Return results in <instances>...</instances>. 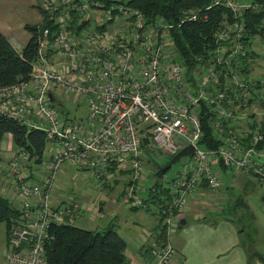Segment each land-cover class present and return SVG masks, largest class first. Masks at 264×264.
Returning a JSON list of instances; mask_svg holds the SVG:
<instances>
[{"label":"built area","instance_id":"2783aa9c","mask_svg":"<svg viewBox=\"0 0 264 264\" xmlns=\"http://www.w3.org/2000/svg\"><path fill=\"white\" fill-rule=\"evenodd\" d=\"M210 1L208 9L228 8L236 20L224 19L206 58L196 55V66L188 71L176 33L182 23L201 18L200 8L186 9L176 26L128 3L44 0L52 22L40 31L30 77L0 87V115L47 133L40 162L24 148L8 161L7 172L14 180L10 201L18 210L7 230L8 264H48L51 228L74 224L87 211L74 198L59 203L52 199L64 163L93 171L94 180L108 184L114 180L112 173L119 177L127 170L121 181L133 184L120 187L119 201L148 208L149 201L141 196L146 163L169 161L184 147L194 146V153L182 158L179 174L162 178L172 199L152 205L160 226L145 232L144 243L158 264L180 262L171 237L162 244L160 235L172 223L180 226L177 211L200 187H222L221 166L245 172L264 189V106L256 96L249 102L255 83L232 69L234 63L241 67L245 62L236 57L246 52L245 26L237 21L244 7L237 0ZM89 8L105 11L106 21L91 27ZM69 102L86 107V114L71 116ZM204 104L212 110L218 147L201 142ZM254 123L259 124L256 129Z\"/></svg>","mask_w":264,"mask_h":264},{"label":"trees","instance_id":"16d2710c","mask_svg":"<svg viewBox=\"0 0 264 264\" xmlns=\"http://www.w3.org/2000/svg\"><path fill=\"white\" fill-rule=\"evenodd\" d=\"M90 1L112 2V0ZM210 2V0H129L126 3L141 10L150 18L164 16L170 22L175 23L176 26L182 20L186 9L200 8L201 18L196 21L182 23L176 33L178 48L188 71H190L196 66L195 56L204 57L208 53L206 49L209 50L214 46V34L223 26L224 19L228 18L230 21L234 19L232 11L228 8L215 6L208 9ZM251 4L254 6L246 9L238 18L245 26L243 43L246 52H240L236 57L240 61L245 59V62L241 67H237V64L234 63L232 69L240 72L245 77L246 82L255 83L254 89H250L251 98L249 102H253L254 96H260V105L264 106V75H252L250 72V64L255 65L253 61L257 56L256 48L251 49L250 45L253 44L254 40H257V37H259V40H264V0H252ZM40 10L45 17L44 24L40 26L27 24L25 26L31 33V38L21 52L0 31V87L10 86L30 77L33 62L38 53L40 31L43 26L51 25L52 22L47 11L42 8ZM206 44L208 45L207 48L205 47ZM210 110V107L204 104L201 123L205 131V137L201 142L207 147L214 148L219 146V141L214 133ZM261 112L262 125L260 127L262 128L264 126V107ZM258 126V123H254L253 128L256 129ZM5 134H11L19 147L26 149L32 157H36V162L41 161L47 143L46 131L34 127L29 128L26 124L0 115V138ZM250 139L251 135H248L246 141L249 142ZM81 169L88 172L86 169ZM126 171L121 170L120 175L124 176ZM92 172L90 173L92 174ZM112 174L114 177H111L116 184L111 187L120 185L123 188L133 184L121 181V179H118L117 174ZM164 175L165 173H154L156 181L150 186L152 194L147 198V202L151 200L154 205L159 206L163 201L166 202L172 199L170 190L163 187L165 182L160 176L163 177ZM262 199L264 200V195ZM143 207L145 206L137 205L128 208L139 209ZM245 207H247V204H245ZM153 213L157 215L155 212ZM16 217H18V210L8 197L0 193V223H5L8 230ZM164 233L165 231L162 232V234ZM144 244L147 245V243ZM127 245V239L115 223H110L101 229H84L74 224H64L51 228V237L46 241V256L48 264H129ZM148 249L150 250L149 246ZM252 257L264 264V253L256 252Z\"/></svg>","mask_w":264,"mask_h":264},{"label":"rangeland","instance_id":"374dc122","mask_svg":"<svg viewBox=\"0 0 264 264\" xmlns=\"http://www.w3.org/2000/svg\"><path fill=\"white\" fill-rule=\"evenodd\" d=\"M112 1L116 3H126L129 0ZM237 1H239L241 6L244 7V9L239 11V15L237 17V21L242 22L240 19H238L239 16H241L246 9L254 5L251 4L252 0ZM30 2V0H0V18L4 20L6 24L10 25L8 30L10 34L12 32L15 38L21 34V31L19 30L25 29L26 24H38L41 22L39 10L40 8H45V6H43L44 0L37 1V4H40V8L38 5H36L35 0L33 3L34 7L31 6ZM44 10L48 11L46 8ZM232 14L234 16L233 20H236L233 11ZM105 15L106 12L103 10L89 8V17H91L90 26L95 27L97 23L105 22L107 19ZM42 24H44V22H42ZM233 36L235 35L233 34ZM256 39L257 40H254L253 44L250 46L251 49L255 47L257 51L259 44L264 42V40H259V37ZM262 60L264 61V58H262ZM253 63L255 65L250 64L251 74L257 76L263 75L264 67H260V65L255 63V61H253ZM257 98V102L259 104L260 98ZM68 106L71 109V116L78 115L79 117L85 115L87 112L86 107L78 106L75 102H69ZM67 115L69 114L67 113ZM10 137L11 134H6L3 138L6 140V138ZM9 142L11 143V140H9ZM15 153L16 152L9 156L11 157ZM183 161L184 159H181L177 163L173 164L164 173L168 174L169 176L174 174L178 175L180 170H182ZM167 163H169L168 158H163L159 161H153L154 166L152 162L146 163V171L148 172V176L142 181L145 183L144 197L148 195L150 197V194H152L150 191V186L156 181L154 173L157 172L161 174L158 170ZM2 172L3 173H0V188L4 189V191L1 193L9 195V197H6L11 199L13 194H8V191H10V188L13 186L12 178L8 177L7 173L5 172V168H3ZM218 172H222L225 180L222 187L219 190H214L207 185L200 187V189L190 196L185 207L177 211V219H180L192 207L193 209L190 211L193 212L190 214V217H187L189 225L196 222L217 224L218 220L232 221L236 224L239 233H243L245 240L249 239L251 242L253 240L254 243L256 242L257 250L264 252V200L262 199V196L264 195V189L259 187L254 179L243 171L224 169L223 166H221L220 171ZM164 173L162 172V174ZM161 176L160 178H163ZM123 178L124 176L118 177V179L121 180H123ZM114 184H116V182L108 184L105 180L96 181L89 171L84 173L81 167L64 163L59 169L56 183L53 188L54 193L52 199L54 202L59 203L63 200H69L77 196L80 198V200H85V202L82 203L84 208L87 201H96L95 203H97L100 198L104 197L105 192L109 190V186ZM120 187V185L113 187L115 189L110 192V198L114 199L116 197L117 190L118 193H120ZM245 204H247V207H245ZM94 207L99 208V205H95ZM115 209H119L121 211L122 207L115 206ZM184 209H186L185 212L183 211ZM108 212H110V209L106 207H104V209L96 216L92 215L91 211H83V214L75 220L74 225L84 229H95L98 222V216H105ZM128 215L129 212H126L124 215V227L128 226ZM170 225L171 227L167 226V230H164L165 233L161 235L160 241H158L159 243H166V240H170V237L173 240V236L178 230L179 225L174 223ZM124 227L122 232H125ZM6 236V224L0 223V250H4L5 253L9 251L8 239L6 242ZM155 262L158 264L157 261Z\"/></svg>","mask_w":264,"mask_h":264},{"label":"crops","instance_id":"0c3cea01","mask_svg":"<svg viewBox=\"0 0 264 264\" xmlns=\"http://www.w3.org/2000/svg\"><path fill=\"white\" fill-rule=\"evenodd\" d=\"M30 1L31 6L34 7V0ZM35 1L36 5H38L37 1L39 0ZM39 14L41 22L31 25L40 26L42 22H44L45 17L41 10H39ZM9 28L10 25L6 24L4 20L0 18V31L4 33L14 47L21 52L31 38V33L25 28L19 30L21 31V34L15 38L12 32L10 34L8 30ZM257 51L259 54L257 53V57L254 61L264 67V61L262 60V58H264V42L259 44ZM3 137L0 138V166L5 168L8 177L12 178L7 172L8 161L10 159L9 155L16 152L19 146L15 143L12 135L10 138H6V140ZM9 140H11V143ZM85 172L87 171H84V173ZM12 184L13 186L10 188V191H8V194L13 193L14 190L13 178ZM110 189L112 191L115 188L111 187ZM3 191L4 189L0 188V193ZM1 194L5 197H9V195H6L5 193ZM119 197L120 193H118V190L114 199L110 198V192H105L104 197L100 198L97 203H95L96 201H87L85 203L86 212L91 211L94 216L98 215L104 207L110 209V212H108L107 215L98 216V222L95 229H101L103 226L115 223L127 239V256L129 264H157L155 262L156 260L152 257L148 246L144 244L145 232L147 230L158 231V227L160 226L157 216L153 213L154 209H152V205H154V203L149 201L148 208L129 209L126 205H121ZM142 197L145 200L149 195L144 197L143 194ZM74 199L80 204L85 202V200H80L77 196H75ZM95 205H99V208L94 207ZM115 206H121L122 210L115 209ZM98 209L99 211H97ZM192 209L193 208L191 207L184 215L181 214L183 216L180 220L185 218L187 222L186 224L179 226V231L177 230L173 236V242L181 255V260L177 264H263L259 260L253 258L252 254L256 251L260 253L264 252L257 250L256 242L254 243L253 240L252 242L249 239L245 240L243 233H239L234 222L218 220L217 224L196 222L189 225L187 217H190V214L193 212L190 211ZM183 211L185 212L186 209ZM126 212H129L127 218V221L129 222L128 226L124 227L123 220ZM123 227L125 228V232H122ZM0 264H8L4 250H0Z\"/></svg>","mask_w":264,"mask_h":264},{"label":"water","instance_id":"95a60500","mask_svg":"<svg viewBox=\"0 0 264 264\" xmlns=\"http://www.w3.org/2000/svg\"><path fill=\"white\" fill-rule=\"evenodd\" d=\"M50 96L52 97V95H50ZM194 150H195V148H194V146H193L192 144H191V145H188V146H186V147H184L183 149H181L179 152H177V153L173 156V158L170 160V162H169L167 165L161 167L158 171H159L160 173L167 171V170H168L173 164L177 163V162L180 161L182 158L187 157V156L193 154V153H194ZM158 174H159V173H158ZM186 222H187V221H186L185 218H183V219L180 220V224H181V225L186 224Z\"/></svg>","mask_w":264,"mask_h":264},{"label":"bare ground","instance_id":"6f19581e","mask_svg":"<svg viewBox=\"0 0 264 264\" xmlns=\"http://www.w3.org/2000/svg\"><path fill=\"white\" fill-rule=\"evenodd\" d=\"M248 11V10H247Z\"/></svg>","mask_w":264,"mask_h":264}]
</instances>
